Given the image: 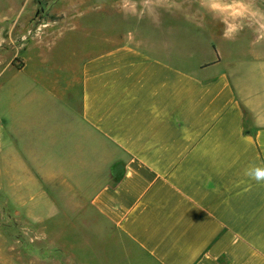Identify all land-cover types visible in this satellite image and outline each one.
I'll return each mask as SVG.
<instances>
[{"label": "crops", "instance_id": "0c3cea01", "mask_svg": "<svg viewBox=\"0 0 264 264\" xmlns=\"http://www.w3.org/2000/svg\"><path fill=\"white\" fill-rule=\"evenodd\" d=\"M125 2L105 0V24ZM245 3L234 19L200 0H127L125 32L76 54L37 149L0 136V205L37 231L0 234V264H264V182L245 175L264 166V13ZM220 15L242 25L234 39Z\"/></svg>", "mask_w": 264, "mask_h": 264}, {"label": "rangeland", "instance_id": "374dc122", "mask_svg": "<svg viewBox=\"0 0 264 264\" xmlns=\"http://www.w3.org/2000/svg\"><path fill=\"white\" fill-rule=\"evenodd\" d=\"M254 5L264 13V0H255ZM127 13L121 10L116 16L110 14L109 23L105 24V14H108L105 0H0V69L7 63L22 66L30 57L26 70L7 67L1 73L0 119L5 120V125L0 122V136L3 143L11 137H24L31 151L37 149L38 115L55 106L51 91L57 87L59 90L56 77L64 73L70 75L77 64L76 54L86 52L91 46L94 51L105 50V33L112 38L116 30L125 32ZM255 21L257 26L264 24ZM259 34L254 45L264 46V29ZM32 49L33 53H29ZM7 161L5 151L0 154L2 175ZM49 229L53 231V226ZM0 234L15 237L37 234V231L16 226L11 212L0 205ZM73 235L81 236L85 247L97 248L94 238L97 233L90 228H76ZM85 251L78 249L77 261H90Z\"/></svg>", "mask_w": 264, "mask_h": 264}, {"label": "clouds", "instance_id": "9594fccd", "mask_svg": "<svg viewBox=\"0 0 264 264\" xmlns=\"http://www.w3.org/2000/svg\"><path fill=\"white\" fill-rule=\"evenodd\" d=\"M201 6L206 7L207 10L213 14L214 18H217V14L229 13L234 19L244 17L248 10V5L245 0H200ZM122 7V10L127 11V0ZM219 18L221 22L225 24L224 38L234 39L239 31L242 29V25L239 23L231 22L223 15ZM264 29V24L258 25L256 31ZM245 175L256 182H264V166H250L245 170Z\"/></svg>", "mask_w": 264, "mask_h": 264}]
</instances>
